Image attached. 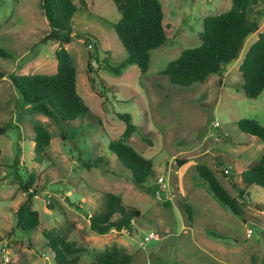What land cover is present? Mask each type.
Masks as SVG:
<instances>
[{"label":"rangeland","instance_id":"1","mask_svg":"<svg viewBox=\"0 0 264 264\" xmlns=\"http://www.w3.org/2000/svg\"><path fill=\"white\" fill-rule=\"evenodd\" d=\"M72 1L76 10L69 25L75 35L64 47L75 66L76 90L92 115L70 123L53 120L25 104L7 77L0 79V238L9 242L10 263L55 264L42 234L51 228L66 231L67 240L81 248L76 264H91L110 244L130 254L129 264H260L264 188L250 185L239 194L237 187L240 170L260 156L264 140L240 131L235 120L248 117L264 124V87L254 97L245 96L238 71L246 48L264 28V0L252 7L260 12L257 28L244 37L237 56L219 73L188 85L171 83L160 71L181 49L199 44L202 17L227 9L230 0H158L165 41L149 50L144 72L128 63L119 74L104 66L126 56L112 28L118 9L112 0H85V6ZM51 34L39 0H0V69L54 71L57 42ZM116 112H128L138 125L127 142L152 162L154 175L141 186L107 147L124 126ZM35 123L51 133L41 161L32 158ZM96 157V165H86ZM197 164L207 166L237 197L239 216L211 194ZM28 172L36 189L31 207L39 220L22 231L14 226L13 212L24 197L16 180ZM158 176L164 187L148 189ZM105 191L139 209L129 228L102 234L89 229L86 212L102 206ZM149 230L156 237L140 245Z\"/></svg>","mask_w":264,"mask_h":264},{"label":"trees","instance_id":"2","mask_svg":"<svg viewBox=\"0 0 264 264\" xmlns=\"http://www.w3.org/2000/svg\"><path fill=\"white\" fill-rule=\"evenodd\" d=\"M262 0H230L229 7L215 14L205 15L201 19V30L198 32L199 44L180 50L178 55L168 60L160 73L167 80L178 85H188L202 81L209 73H219L221 68L235 58L241 48L244 37L257 28L256 16L252 12L253 5ZM82 6L85 0H79ZM119 11V16L112 28L121 43L126 56L115 64L106 63L107 71L119 74L128 63H135L140 72L148 65L149 50L159 46L166 39V25L163 23V12L158 0H112ZM47 21L50 33L53 34L57 46L53 50L55 69L50 73L26 72L13 73L0 69V79L7 77L20 99L31 109L39 111L56 121L70 123L79 115L92 113L76 90V71L72 58L64 47V43L75 35L69 22L76 10L72 0H39ZM1 52V50H0ZM89 65V63H88ZM242 78V92L247 97H254L264 87V28L257 32L255 39L248 45L238 64ZM124 126L116 139L109 140L107 147L120 163L128 170L130 179L138 186L154 175L152 162L137 152L128 142L130 134L138 125L131 121L128 112H116ZM236 127L243 133L264 140V124L254 118L241 117L235 120ZM4 127L0 125V134ZM32 130V158L43 159L44 148L48 145L51 133L35 123ZM63 132H61V136ZM149 143V140H147ZM100 157L90 161L87 166L96 165ZM17 158L15 156L14 163ZM183 162L179 160L178 163ZM197 175L205 182L211 194L232 214L239 216L241 210L237 197L215 178L213 172L204 165L195 166ZM34 178L28 172L25 178H17V187L23 192V199L17 204L14 215V226L22 231L32 230L38 224V213L31 207V197L36 194L32 186ZM237 187L239 194L242 188L259 185L264 188V149L260 156L250 161L239 172ZM155 189L156 185L147 188ZM102 206L86 212L88 227L95 233L102 234L110 229L129 228L140 211L133 205L121 202L120 197L111 191L102 194ZM169 205L168 200H163ZM46 205L50 207L47 203ZM182 208L189 213L186 205ZM66 231L55 232L44 229L42 234L45 245L52 252L55 264H76L77 253L81 251L74 241L67 240ZM130 254L116 244L103 247L96 253L91 264H129ZM6 264H11L10 261ZM264 264V256L260 260Z\"/></svg>","mask_w":264,"mask_h":264},{"label":"built area","instance_id":"3","mask_svg":"<svg viewBox=\"0 0 264 264\" xmlns=\"http://www.w3.org/2000/svg\"><path fill=\"white\" fill-rule=\"evenodd\" d=\"M163 181L164 179L162 176L157 177L156 183H158L156 184V187L154 189L155 192H157L160 188L164 187ZM180 195H182V192H180ZM155 237L156 234L153 231L149 230L143 235V238L139 240V244L143 245L144 242H146L150 238ZM10 250L11 248H9L8 240L6 238H0V264H6L10 261Z\"/></svg>","mask_w":264,"mask_h":264},{"label":"water","instance_id":"4","mask_svg":"<svg viewBox=\"0 0 264 264\" xmlns=\"http://www.w3.org/2000/svg\"><path fill=\"white\" fill-rule=\"evenodd\" d=\"M55 33V31H53V33L51 35H53Z\"/></svg>","mask_w":264,"mask_h":264}]
</instances>
